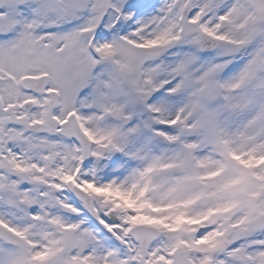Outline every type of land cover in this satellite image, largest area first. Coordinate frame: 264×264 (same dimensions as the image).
<instances>
[{"label":"snow or ice","instance_id":"obj_1","mask_svg":"<svg viewBox=\"0 0 264 264\" xmlns=\"http://www.w3.org/2000/svg\"><path fill=\"white\" fill-rule=\"evenodd\" d=\"M0 264H264V0H0Z\"/></svg>","mask_w":264,"mask_h":264}]
</instances>
